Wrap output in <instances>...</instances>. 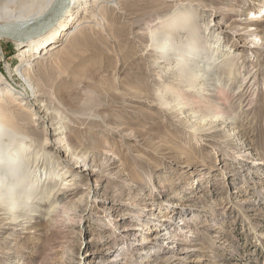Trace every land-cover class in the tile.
<instances>
[{
    "label": "bare ground",
    "instance_id": "6f19581e",
    "mask_svg": "<svg viewBox=\"0 0 264 264\" xmlns=\"http://www.w3.org/2000/svg\"><path fill=\"white\" fill-rule=\"evenodd\" d=\"M55 1L0 0V25L25 27L45 15ZM167 1L175 4V9L156 15L160 26L150 25L151 28L138 33L149 39L152 60L169 64L170 71L153 81L160 79L169 84L154 92L120 84L114 92L120 96L116 103L142 117L139 104L146 103L160 114L177 120L186 131L183 133L198 138L200 146L221 147L228 155L242 161L246 168H264V158L254 144L249 143L251 138L242 119L231 114L236 108L252 112L261 102L260 95L264 91V28L261 26L264 24V0H223V4L212 11L215 15L221 14L222 18L208 31L221 40L215 46L217 50L202 49L205 53L197 50L199 39L195 38V33L183 30L189 28L192 13L200 2ZM104 4L118 10L120 0H68L58 18L31 36L0 35V43L12 41L18 50L17 64L7 63L6 74L0 73V232L10 229L14 236L30 242L32 237L56 229L60 224L76 223L73 238L58 244L59 264H205L206 248L199 234L203 233L202 224L199 216L194 214L200 208L187 201L157 200L160 192L165 195L166 190L151 174V167L157 165H152V161L138 150V146L144 145L143 138L125 122L116 120L114 124H107L106 118L97 111L100 105L96 109L81 103L73 104L61 95L60 88L66 83L80 89L77 67L87 58L76 56L74 51H79L89 33H100L115 43L101 10ZM228 45L232 54L225 53L220 58L213 56V52L220 53ZM209 51L212 56L206 53ZM236 55L244 58L241 60L244 65L252 61L254 67L236 90L235 102L229 103L223 89L226 79L235 85L237 78L232 69L236 65ZM208 64L213 66L208 68ZM50 68L58 71L54 87H49L42 79V74ZM195 69L205 71L198 72V83L189 78ZM176 89L187 95L196 94L206 102L205 105H195L196 99H186ZM249 94H253L250 102L247 101ZM245 101L250 105L245 106ZM215 107L221 109L218 111L221 115L212 125H215L214 131L224 132L222 136L192 123L193 119L203 120L201 111H212ZM253 115L255 118L256 114ZM88 123L93 126H86ZM43 125L45 128L39 130ZM99 130L121 137L122 145L128 148L123 150L125 160L110 150L89 146ZM40 134L45 135L46 146L67 162L60 168V175L45 177L48 184L55 185L54 190L59 189L52 193L57 199L56 204L48 209L41 208H47L48 203L37 197L45 192L44 186L29 185L26 174L31 169L29 155L34 150L30 147L38 146L34 140ZM234 137L249 142L235 145ZM218 151L220 153V149ZM34 162L38 164L37 157ZM63 171L69 172L72 179L63 180L66 177ZM41 181L36 178L32 183ZM147 190L149 194L145 195ZM77 202L79 206L75 205ZM89 221L94 225L87 224ZM90 232L96 234L83 245L84 235ZM139 232L142 233L140 236ZM165 251L169 254L164 259L159 258ZM20 253L19 250H0V264H8L9 257L23 255ZM24 257L35 260L29 255Z\"/></svg>",
    "mask_w": 264,
    "mask_h": 264
},
{
    "label": "rangeland",
    "instance_id": "374dc122",
    "mask_svg": "<svg viewBox=\"0 0 264 264\" xmlns=\"http://www.w3.org/2000/svg\"><path fill=\"white\" fill-rule=\"evenodd\" d=\"M189 1L200 2L201 6L196 5L189 28L183 30L187 33L192 31L195 33V38L199 39L196 48L200 53H205L203 50L208 48L213 51L217 50L215 46L221 39L217 36H211L208 31L211 26H216V21L222 18L221 14L215 15L212 11L223 4V0ZM107 5H102L101 10L109 23L115 43L112 44L110 40L106 39V36L97 32L89 33L84 38L78 48L79 51H74L76 56L83 55L87 58L77 67L79 78L77 85L80 86V89L78 91L70 84H63L60 88L62 97L68 102L81 103L89 108L97 109L100 105L97 111L106 118L107 124H114L116 120L125 122L128 127H131L143 138L144 145L138 146V150L152 161V165H157V167H151V174L158 185H163L166 190L165 195L160 192L157 200L187 201L190 205L193 204L192 206L200 208L195 210L194 214L199 216L198 219L202 224L200 229L203 233L199 234L201 243L204 249L206 248L205 264H264V168L257 169L253 166L246 168L242 161L228 155V151L224 152L221 147L218 148L220 149L219 153L218 149L200 146L198 138L193 135H191L192 138L187 137L183 133L186 131L177 120L168 118L166 114H160L157 109L146 103L139 104L143 117L138 113L132 114V111H126L116 103L120 96L114 92L120 84L134 87L136 90H150L151 92L156 91L162 85L169 84L167 81L160 82V79L153 81L158 75L164 76V72L170 71L168 69L169 64L152 60L153 58L149 56L151 53L148 49L149 39L138 32L149 29L147 27L150 25L160 26L158 23L160 20L155 19L156 15L169 11L171 13L175 9V4H171L167 0H120L118 10L115 6ZM261 26L264 28V24ZM210 36L213 39H210ZM181 44L188 46L183 42ZM229 47L228 45L220 53L213 52V56L220 58L225 53L232 54L233 51ZM17 52L14 42L3 41L0 43V73L6 74L7 63L12 66L17 64L18 60L15 57ZM206 53L211 54V56L213 54L211 51ZM243 57L238 55L234 60L236 65L232 70L233 75L237 78L235 85L231 84V80H225L227 84L223 90L227 92L226 99L229 103L235 102L236 90L254 67L252 61L248 65H244L241 61L244 59ZM209 60L214 62L210 58ZM211 64H208V68L213 66ZM171 67L173 66L171 65ZM200 71L193 70V75L189 74L190 80L198 83V72ZM57 75L56 68H50L42 74V79L46 85L54 87V80ZM176 92L181 93L186 99H196L198 102L195 105L197 106L206 103L194 93L187 95L186 92L177 89ZM252 99L253 94H249L247 101L250 102ZM260 99V104L252 112L250 109L236 108L231 111V114L242 119L251 138L249 142L234 137L233 143L235 145H242L243 142L252 143L259 150L260 156L264 158V91H262ZM247 101H245V106L250 105ZM251 105L255 106L254 103ZM219 110H221L219 107H215L212 111H201L203 120L193 119V125L204 127L207 129L206 131L213 132L215 125H212V122L219 119L221 115L218 113ZM253 114H256L255 118ZM86 126L91 127L93 125L88 123ZM44 128L43 125L38 129L43 130ZM96 133L97 136L93 137L89 146L98 147L101 150H110L125 160L123 150L128 148L122 145V139L118 134H111L110 136L102 130L96 131ZM213 133L217 136L224 134L222 130ZM34 142L38 146L30 147L28 144V148L30 147L31 151L33 148L34 150L29 155V169H31L27 170V179L29 185L33 187L41 188L44 186L45 192L39 193L37 197L48 203L47 208H41L48 209L54 207L57 202L52 193L58 188L56 187L54 190L55 185L48 184L45 177L60 175V172L62 173V170L59 171L60 168L67 165V162L64 157H57L46 146L44 134H40ZM150 150H154V152ZM36 157L38 164H34ZM130 164L133 165L134 163L130 162ZM22 167L26 169L25 165ZM58 171L59 173H57ZM63 172L66 174L63 180L72 179V176L68 175L69 172ZM36 178L41 179V183L33 184V179L36 180ZM17 189L20 188L17 187ZM234 191L238 192L234 193ZM144 193L145 195L149 194V191ZM141 196L144 197V194L141 193ZM75 205L79 206V203L77 202ZM87 224L92 225L93 223L89 221ZM76 228V223L60 224L56 229H50L43 235L32 237L30 242L18 235L14 236V232L7 229L0 232V250H11L12 252L19 250L20 254H23L9 257L7 259L8 264H18L20 261L28 262V264H59L60 246L58 244L60 241L73 238ZM95 234L90 232L84 235L83 245L88 243V240ZM140 234L142 233L139 232V236ZM24 250H26L25 253ZM167 254L169 251L159 254V258L164 259ZM26 255L34 257L35 260L26 259L24 257ZM86 261L88 260L86 259ZM87 264L94 263L88 262Z\"/></svg>",
    "mask_w": 264,
    "mask_h": 264
},
{
    "label": "water",
    "instance_id": "95a60500",
    "mask_svg": "<svg viewBox=\"0 0 264 264\" xmlns=\"http://www.w3.org/2000/svg\"><path fill=\"white\" fill-rule=\"evenodd\" d=\"M68 0H56L54 5L42 17L32 21L25 27H13L10 25H0V35L11 34L20 38L31 36L33 33L49 25L54 19L58 18L66 7Z\"/></svg>",
    "mask_w": 264,
    "mask_h": 264
}]
</instances>
